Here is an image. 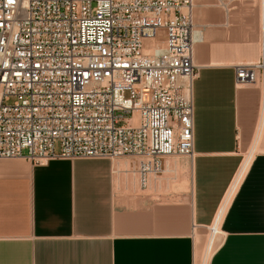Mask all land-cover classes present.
I'll return each mask as SVG.
<instances>
[{"label":"crops","instance_id":"obj_1","mask_svg":"<svg viewBox=\"0 0 264 264\" xmlns=\"http://www.w3.org/2000/svg\"><path fill=\"white\" fill-rule=\"evenodd\" d=\"M261 17V0H194L195 155L165 159L147 187L130 157L1 161L0 264L198 263L244 165L208 264H264L263 98L235 84L262 59Z\"/></svg>","mask_w":264,"mask_h":264},{"label":"built area","instance_id":"obj_2","mask_svg":"<svg viewBox=\"0 0 264 264\" xmlns=\"http://www.w3.org/2000/svg\"><path fill=\"white\" fill-rule=\"evenodd\" d=\"M201 41L194 0H0V162L130 157L145 188L193 160Z\"/></svg>","mask_w":264,"mask_h":264},{"label":"bare ground","instance_id":"obj_3","mask_svg":"<svg viewBox=\"0 0 264 264\" xmlns=\"http://www.w3.org/2000/svg\"><path fill=\"white\" fill-rule=\"evenodd\" d=\"M261 3H262V10H261V14H262V17H261L262 18V22H261L262 23L261 24L262 32L261 31L260 32L263 35L262 38H264V0H261ZM261 57L264 58V42H263V46L261 45ZM255 63H258V62H255ZM253 64H254V62H253ZM263 69H264V67H263ZM256 86H259V88L261 90V94H262V98H263V105H262L261 119H260V124H259L258 132H257V138H256L255 146L259 142V139L261 138V136H262V134L264 132V71L259 73L258 78H257ZM255 146H254V148H255ZM254 148H253V152H254ZM246 166L247 165H244L242 167L241 171L239 172V174L235 178L233 185L231 186L227 196L225 197L221 207L219 208V211H218L217 216L215 218V223L210 228V238H209V241H208V246H207V250H206V256L204 258L203 264H208V262H210V261H208L209 257H210V254L214 250V248L216 246V243L219 240V236L221 235V231H220L221 219L223 217V214L226 211L227 205L229 204L231 197L233 196V193L235 192V189H236V186H237V182L241 178V175L244 172V169H245ZM195 264H197L196 259H195Z\"/></svg>","mask_w":264,"mask_h":264},{"label":"rangeland","instance_id":"obj_4","mask_svg":"<svg viewBox=\"0 0 264 264\" xmlns=\"http://www.w3.org/2000/svg\"><path fill=\"white\" fill-rule=\"evenodd\" d=\"M261 10H262V3H261ZM261 19H262V18H261ZM261 24H262V23H261ZM260 31L262 32V28H261ZM261 32H260V33H261ZM262 37H263V35H262V33H261V45L263 46L264 38H262ZM195 64H196V63H195ZM202 133H203V124H202L201 114H200V112H196V135H197L198 137H200ZM205 237H206V236H204V237L202 238V245H203V247H204L205 240H206ZM207 246H208V243H207V245H206V247H205V249H204V252H203L202 257L199 258L197 264H203V262H204V258H205V256H206Z\"/></svg>","mask_w":264,"mask_h":264}]
</instances>
